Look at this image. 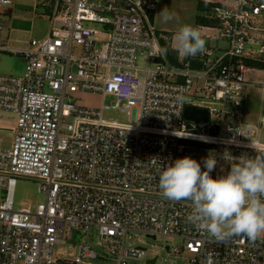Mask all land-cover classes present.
<instances>
[{
    "label": "built area",
    "instance_id": "2783aa9c",
    "mask_svg": "<svg viewBox=\"0 0 264 264\" xmlns=\"http://www.w3.org/2000/svg\"><path fill=\"white\" fill-rule=\"evenodd\" d=\"M160 1L49 0L48 34L19 48L3 40L0 12V52L25 62L22 75L0 73V110L17 124L0 127V264L109 259L91 245L78 255H55L57 244L76 239L74 231L92 229L115 264H139L146 255L147 248L128 243L131 233L182 239L189 264H264V235L210 237L187 221L191 202L166 199L158 180L185 156L203 171L208 157L200 150L217 164L229 163L226 153L264 155L245 111L249 89L264 96V78H248L264 72V0H204L212 11L208 36L226 46L206 47L198 68L161 54ZM11 4L0 0V8ZM78 92L114 99L98 109L76 102ZM187 106L209 110L208 122L187 119ZM111 108L126 112L128 122L105 119L103 109ZM5 130L12 132L9 147ZM210 175L224 174L214 168ZM20 178L39 181L44 201L16 208Z\"/></svg>",
    "mask_w": 264,
    "mask_h": 264
},
{
    "label": "clouds",
    "instance_id": "9594fccd",
    "mask_svg": "<svg viewBox=\"0 0 264 264\" xmlns=\"http://www.w3.org/2000/svg\"><path fill=\"white\" fill-rule=\"evenodd\" d=\"M169 16L167 19H171ZM174 47L181 57H194L205 51L206 41L191 25H183L175 33ZM168 49H161L166 55ZM226 175L213 179L210 173L217 161L214 156L201 163L185 156L163 168L159 188L171 201H190L192 210L187 221L218 241L232 236L255 241L264 235V155L255 158L232 157Z\"/></svg>",
    "mask_w": 264,
    "mask_h": 264
},
{
    "label": "rangeland",
    "instance_id": "374dc122",
    "mask_svg": "<svg viewBox=\"0 0 264 264\" xmlns=\"http://www.w3.org/2000/svg\"><path fill=\"white\" fill-rule=\"evenodd\" d=\"M203 3V1H202ZM10 5L5 6L4 8H0L1 14L6 17L12 19L15 23L14 26H20L26 31L21 37V35H15L14 30H9L6 28L4 24V28L2 30V38L11 45V41H9V37L15 40L17 38L18 42L24 43L22 46H28L33 38H43L36 33L31 34L30 29L35 24V28L37 31H41L40 28L44 26L42 24L43 18L42 16L36 15L33 13L32 6L21 9L19 6L16 11H10ZM37 11L40 13L44 11L43 6H39ZM24 12V13H23ZM185 9L182 0H178L177 2V13L173 15H169L172 18L169 19L171 21H178L181 17H185ZM201 15L211 14V8H207L204 10L202 8L199 9ZM21 14H24V18H20ZM51 13H49L50 15ZM184 19V18H183ZM184 21V20H183ZM48 22V27H49ZM50 28V27H49ZM48 29L45 26V30ZM211 33V32H210ZM214 32L211 33V35ZM107 38H104L106 40ZM11 40V39H10ZM26 40V41H25ZM216 41L206 40V44L212 43L214 44ZM219 43H222L220 41ZM79 53V47H76L75 54ZM25 62L24 60L12 52H0V73L2 74H11V75H22L24 73ZM248 78L252 81L261 80L264 78V72L258 71L253 72L250 71L248 73ZM112 96H107L103 98L102 94H94L87 92H78L75 94V101L81 104L96 107L98 109L102 108L103 104H111L113 101ZM245 111L247 113L246 120L253 124L258 129V139L264 142V96L263 92L259 87H253L249 90L248 95L245 99ZM103 117L108 120H116L120 122H128V115L126 112H122L119 108H111V109H103L102 113ZM16 117L13 113L6 110H0V127L10 129L16 127ZM12 132L9 130H5L2 133L3 137V146L9 147L10 143L13 140ZM201 158L213 156L212 153H208L204 150H200L199 153H196ZM203 160V159H202ZM199 162V161H198ZM231 163H218L215 166V169L218 173L226 175L228 171H230ZM45 195L40 191V182L34 179L28 178H20L15 190V207L21 208L23 206H27L28 204L32 206H36L38 203L44 201ZM76 239L73 242H67L65 244H57L55 247V255L60 257H67L71 255H78L80 251V246L83 245H91L92 248L98 253L106 254L109 259H100V258H86V264H115L113 260L110 258L112 255L105 250L100 244V236L97 229H92L89 234L83 233L81 230L79 232L74 231ZM132 238L129 239L128 243L133 245H139L147 248V253L144 258L139 262V264H177L178 260H182L185 264H189L188 261V253L183 248L184 241L177 237H169V236H159L157 239L148 238L144 234L141 233H131ZM144 241V242H143ZM167 246H171L174 250L176 248H182V253L172 252L169 253ZM155 257L157 261L155 263H150L152 259ZM85 264V263H84Z\"/></svg>",
    "mask_w": 264,
    "mask_h": 264
},
{
    "label": "crops",
    "instance_id": "0c3cea01",
    "mask_svg": "<svg viewBox=\"0 0 264 264\" xmlns=\"http://www.w3.org/2000/svg\"><path fill=\"white\" fill-rule=\"evenodd\" d=\"M203 1V3H202ZM49 0H12V4L10 5L9 9L10 11H16L17 7L19 6L21 9H24L26 7L32 6L33 13H36V15L42 16V24L44 26L40 28L41 31H37V28H35V24L33 23V26L31 27L30 31L31 34L36 33L37 35L41 37H45L49 32L48 22H49V13L50 8L45 5L47 4ZM177 2L178 0H161L159 9H158V15H157V25L160 29L161 35L164 36L162 38V45L164 48L168 49L167 51V58L168 60L175 65L181 64L184 60L189 59L191 60V63L193 67H200L201 65V58L203 53H198L194 57H181L178 55L177 51L174 47V40L173 37L175 33L179 30V28L183 25H191L195 27L201 34L202 38L206 40H213L216 41L214 44L205 43V48L207 47H225L226 43L222 40L213 39L209 37L208 35L212 33L207 27L213 25V21L209 19L207 16L208 14L201 15L199 12V9L202 8L204 10H207L208 6L205 5L204 0H182L184 4L185 9V17H181L178 21H171L167 19L168 14L173 15L177 13ZM44 7V11H41L40 13L37 11L39 6ZM24 13V12H23ZM24 14H21L20 18H24ZM5 18V17H4ZM7 19H4V24L6 28L9 30H14L15 35H22L26 31V29L20 27V26H14V22L12 19L6 17ZM184 20V21H183ZM45 26L48 28L45 30ZM211 32V33H210ZM11 39V40H10ZM9 41H11V45L8 43V41H5L8 46L10 47H23L22 45L25 43L18 42L17 38L13 40L9 37ZM26 41V40H25ZM222 41V43H219ZM250 90V89H249Z\"/></svg>",
    "mask_w": 264,
    "mask_h": 264
},
{
    "label": "water",
    "instance_id": "95a60500",
    "mask_svg": "<svg viewBox=\"0 0 264 264\" xmlns=\"http://www.w3.org/2000/svg\"><path fill=\"white\" fill-rule=\"evenodd\" d=\"M184 115L187 119L194 120L196 122H208L209 120V110L205 108H199L195 106H187L185 108ZM155 239V237H153ZM157 257L151 260L152 263H155ZM177 264H182L180 260L177 261Z\"/></svg>",
    "mask_w": 264,
    "mask_h": 264
},
{
    "label": "trees",
    "instance_id": "16d2710c",
    "mask_svg": "<svg viewBox=\"0 0 264 264\" xmlns=\"http://www.w3.org/2000/svg\"><path fill=\"white\" fill-rule=\"evenodd\" d=\"M249 65H253V64H256V65H258V66H261V65H259L258 63H253V62H251V61H246Z\"/></svg>",
    "mask_w": 264,
    "mask_h": 264
}]
</instances>
